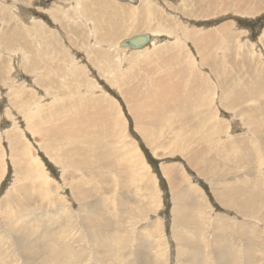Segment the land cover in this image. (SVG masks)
<instances>
[{
  "label": "rangeland",
  "instance_id": "1",
  "mask_svg": "<svg viewBox=\"0 0 264 264\" xmlns=\"http://www.w3.org/2000/svg\"><path fill=\"white\" fill-rule=\"evenodd\" d=\"M0 4L19 42L0 46V264H137L155 237V264L189 259L186 237L206 264L226 246L235 264H264V0ZM97 213L123 228L97 232L99 247Z\"/></svg>",
  "mask_w": 264,
  "mask_h": 264
},
{
  "label": "bare ground",
  "instance_id": "2",
  "mask_svg": "<svg viewBox=\"0 0 264 264\" xmlns=\"http://www.w3.org/2000/svg\"><path fill=\"white\" fill-rule=\"evenodd\" d=\"M137 2V1H136ZM21 11V10H20ZM23 11V10H22ZM24 12H25V10H24ZM22 13V12H21ZM24 14V13H23ZM158 15V14H157ZM15 17V16H14ZM21 17H23V15L21 16ZM19 18V17H18ZM10 20H11V18H10ZM14 20V19H13ZM24 20H25V17H24ZM15 22V21H14ZM119 26H121L120 24H119ZM107 31V30H106ZM159 31V30H158ZM142 35H146V36H148V38L150 39L151 38V40L149 41V42H151L152 41V39L154 38L150 33L149 34H142ZM137 36H140V35H137ZM137 36H134V38L135 37H137ZM156 37V36H155ZM45 39V38H44ZM130 40H125L123 43H122V45L123 46H130L129 44H128V42H129ZM146 45V44H145ZM132 48H135V49H140V48H142L143 47V45L142 46H139V47H136V46H131ZM160 48V47H159ZM9 51V50H8ZM7 51V52H8ZM21 51V50H20ZM37 60V59H36ZM45 62V61H44ZM43 64H45V63H43ZM47 64V63H46ZM31 65V64H30ZM41 65V62H39L38 61V67ZM41 66H44L46 69L48 68L46 65H41ZM40 66V67H41ZM32 67V66H31ZM39 67V68H40ZM30 68V67H29ZM28 68V69H29ZM33 68V67H32ZM31 68V69H32ZM30 69V70H31ZM34 69V68H33ZM12 70V69H11ZM33 72V71H32ZM71 73V72H70ZM54 115V114H53ZM221 123V122H220ZM218 126V125H217ZM210 129H213V127H211ZM214 129H216V127L214 128ZM222 129V128H221ZM217 130V129H216ZM212 132H213V130H211ZM225 133V132H224ZM254 134V133H253ZM219 137V136H218ZM230 138V137H229ZM209 140V139H208ZM217 140V139H216ZM231 140V139H230ZM74 142H76L75 144H80L79 146H82L83 148H90L88 145H87V143L88 144H90L89 143V140L86 138H84V139H81V138H75V141ZM223 142V141H222ZM247 143V142H246ZM199 145V144H198ZM220 145V144H219ZM76 146V145H75ZM226 146V145H225ZM217 147V146H216ZM220 147H221V145H220ZM222 149V148H221ZM219 150L220 151V153H221V151L222 150ZM225 151V150H224ZM241 151V150H240ZM240 151H238V152H240ZM225 153V156H227L228 154H226V152H224ZM90 154L91 153H89L88 155V159H89V157H90ZM219 154V153H218ZM240 154V155H239ZM208 156V155H207ZM243 155L241 154V153H237V155H236V157H242ZM212 157V156H211ZM228 157V156H227ZM230 158V157H229ZM243 158V157H242ZM228 159V158H227ZM230 159H232V158H230ZM229 159V160H230ZM210 160V159H209ZM213 160V159H212ZM223 160V159H222ZM233 160H235V159H233ZM225 162V161H224ZM232 162V161H231ZM72 163H73V165H77L78 163H76L75 161H72ZM228 164H230V163H228ZM79 165H81V164H79ZM230 165H232V163L230 164ZM131 169V168H130ZM166 169V168H165ZM263 185V184H262ZM264 186V185H263ZM81 185H80V189H81ZM231 187V186H230ZM234 187V186H233ZM236 188V187H235ZM233 189V188H232ZM252 190V189H251ZM251 190H247V192L248 193H250L251 195H252V193L251 192H249V191H251ZM257 190V189H256ZM243 191H246V190H243ZM241 192V197H242V195H245L244 197H247V199L249 198L250 199V197H252L250 194H248V195H246L245 194V192ZM83 192V191H82ZM237 192V191H236ZM44 193V192H43ZM84 193V192H83ZM85 195V194H84ZM87 195V194H86ZM89 195V194H88ZM229 195V194H228ZM190 196V195H189ZM231 196V195H230ZM229 196V197H230ZM255 196V195H254ZM233 197V196H232ZM237 197V196H236ZM225 198V197H224ZM190 199V198H189ZM243 200V199H242ZM246 199H244V201H245ZM186 201V200H185ZM190 201V200H189ZM199 201V200H198ZM252 201V200H251ZM192 202V201H191ZM8 203V202H7ZM227 203V202H226ZM232 203V202H231ZM241 203H243V202H241ZM250 203V202H249ZM187 204V203H186ZM185 204V205H186ZM192 205H193V203H191ZM182 205H184V204H182ZM186 207V206H185ZM196 207V206H195ZM234 207V206H233ZM239 207V206H238ZM188 208V207H187ZM2 209V208H1ZM239 209H240V207H239ZM175 210H180V207L179 208H177V206H176V209ZM193 210V209H192ZM189 211V210H188ZM250 211V210H249ZM109 212V211H108ZM184 212L186 213V211L184 210ZM183 212V213H184ZM194 211H192V213H193ZM248 212V211H247ZM178 213V212H177ZM197 214V213H196ZM36 215V214H35ZM177 215V214H176ZM10 216V215H9ZM188 216H190V215H188ZM98 218V222H97V224H96V236H94L93 235V237H94V241L96 242V244L98 245H95V246H97V247H99L100 246V243H101V241H105V237H103V235L101 234V233H99V235L101 236L100 237V239L99 238H97V232H103L104 231V229L107 231V232H109L110 234H113V233H115V235H118L120 232H122V230H123V228H122V223H120V222H117V221H114V219H112V218H110L109 219V221H106V222H104V221H102L101 219H100V214H98L97 213V217H96V219ZM74 219V218H73ZM118 220V219H117ZM187 220V217H186V219H185V221ZM264 221V220H263ZM248 222V221H247ZM185 223V222H184ZM191 223V222H190ZM242 223V222H241ZM30 224H32V223H30ZM154 225V224H153ZM187 225V224H186ZM241 225V224H240ZM157 226L158 225H155V228L154 227H151V225H150V227L149 228H151V229H157ZM153 229V230H154ZM239 229H240V227H239ZM243 230V229H242ZM184 231H186V229L184 230ZM201 231V230H200ZM33 232V231H32ZM31 232V233H32ZM105 232V231H104ZM244 232H245V230H244ZM252 232V231H251ZM109 233H107V234H109ZM43 236V235H42ZM156 236V235H155ZM242 236V235H241ZM38 237V236H37ZM113 237V236H112ZM115 237V236H114ZM117 237V236H116ZM128 237H129V235H128ZM152 238H153V236H151ZM150 237V238H151ZM191 237V236H190ZM194 237V236H193ZM235 237V236H234ZM95 238H96V240H95ZM149 238V237H148ZM201 238V237H200ZM200 238H199V240H200ZM220 238H223V239H226V238H224L223 237V235H221L220 236ZM239 238H241V237H239ZM31 239H34V238H32L31 237ZM154 239V238H153ZM202 239V238H201ZM114 243H115V245L117 246V248H116V251L118 250V248H122V242L121 241H117V240H120V238H114ZM220 240V239H219ZM228 240H229V238H228ZM243 241H244V243L246 244V247L248 248L249 247V249H250V246H252V245H254L255 244V241L253 240V237H249L247 234H245V238H243L242 239ZM45 241H47L46 242V244H45V247H48V248H50L51 250H53V249H55L57 246H58V244L60 243V235H45L44 236V241H42L43 243L45 242ZM185 241V242H184ZM218 241V240H217ZM239 241V240H238ZM238 241H237V244H238ZM32 242V243H31ZM31 244L29 245V249H28V252L26 253V254H28V257H27V259L30 261V262H32L35 258H37V257H39V254H41V252H43L41 249H42V246H39V244H40V242H41V240H40V242H39V244H38V242H37V240L36 239H34V240H31ZM121 242V243H120ZM224 242V241H223ZM222 242V243H223ZM28 243H29V241H28ZM42 243V244H43ZM64 243V242H63ZM104 243V242H103ZM111 243V242H110ZM219 243H221V242H219ZM224 243H226V242H224ZM228 243V242H227ZM41 244V245H42ZM65 244V248H67L68 246H67V244L66 243H64ZM139 244H140V246H139V250H138V257H139V262L137 263V264H155V260H158V259H156V258H159V257H161L162 255H165L166 253L165 252H162V251H158V250H156V237H155V241H150V240H140V242H139ZM196 243H195V240H194V242L192 241V240H190L189 239V237H186L184 240H183V242H182V246H183V249H182V251H188V253L190 254L189 255V259H184V260H181L182 262H183V264H185V262H187L186 264H206L205 262H207V259H203V253H202V248L201 249H199L198 248V246H200V245H195ZM197 244H198V242H197ZM200 244V243H199ZM241 244H243V243H241ZM109 245V244H108ZM229 245V244H228ZM231 245V244H230ZM39 246V247H38ZM223 246V244H219V247H222ZM224 246H226V245H224ZM238 246V245H237ZM230 247V246H229ZM243 247V246H242ZM234 248V247H233ZM233 248H230V249H233ZM252 249H253V247H251ZM220 249V251H217L216 252V256L218 257V258H220L221 257V255H222V257L226 260V261H224V263L223 264H235V263H233L234 261H236V259H237V256H236V258L234 259V261L232 260V258H231V256L229 255L228 256V252L230 251L229 249H227V246L226 247H222V248H219ZM239 249V248H238ZM43 250H46V249H43ZM58 251H60V249H57ZM121 250V249H120ZM243 250H245V249H243ZM248 250V249H247ZM254 250H255V247H254ZM46 251H48V250H46ZM153 251H154V256H152V253H153ZM164 251V250H163ZM232 251V250H231ZM235 251V250H234ZM238 251V250H237ZM240 251V250H239ZM249 251V250H248ZM168 252V251H167ZM190 252H192V254L190 253ZM212 252H213V250H212ZM249 252H251V251H249ZM253 252H255V251H253ZM252 252V253H253ZM25 253V252H24ZM45 253V252H44ZM48 253V252H47ZM227 253V254H226ZM233 253V252H232ZM240 253H241V251H240ZM240 253H238V254H240ZM256 253V252H255ZM25 254V255H26ZM168 254H169V252H168ZM234 255H235V253H233ZM247 254V253H246ZM131 255V254H130ZM232 255V254H231ZM233 255V256H234ZM242 255V254H241ZM243 255H245V254H243ZM255 255V254H254ZM213 256V255H212ZM240 256V255H239ZM249 256H251V255H249ZM258 256V255H257ZM47 257V255H41V257L39 258V262H38V264H42L43 262H44V258H46ZM165 257V256H164ZM168 257V256H167ZM246 257V256H245ZM58 258L59 257H57V256H55V259H50L49 261H47V262H45V263H43V264H47V263H54V264H59L60 262H62V261H57L58 260ZM229 258H231V259H229ZM239 258H241V257H239ZM238 258V260L237 261H239L240 259ZM25 259V258H24ZM112 259V258H111ZM121 259V258H120ZM55 260V261H54ZM74 260V259H73ZM246 260H247V258H246ZM57 261V262H56ZM64 261V260H63ZM170 261V260H169ZM168 261V262H169ZM220 261V260H219ZM218 261V262H219ZM249 262H248V264H254V262H253V260L252 261H250V259L248 260ZM165 262V261H164ZM163 262V263H164ZM223 261H221V262H219V263H222ZM162 263V262H161Z\"/></svg>",
  "mask_w": 264,
  "mask_h": 264
},
{
  "label": "crops",
  "instance_id": "3",
  "mask_svg": "<svg viewBox=\"0 0 264 264\" xmlns=\"http://www.w3.org/2000/svg\"><path fill=\"white\" fill-rule=\"evenodd\" d=\"M3 0H0V2H2ZM1 5V4H0ZM22 5H27L26 4H22ZM20 6V5H18ZM27 9V7H26ZM11 11H13V8H7L4 12L3 17L8 19V14L11 13ZM13 20L11 21L10 24H13ZM15 27H17V24H14ZM32 32H27L26 34L29 35H33V30H31ZM18 37V34L16 33V28L12 29V28H8V26L6 25V22L4 20L1 19L0 17V46H5L6 50H9L10 52L13 53L14 49H17V46L19 44L18 41H16V38ZM24 43V41H21ZM1 49V48H0ZM3 51V50H2Z\"/></svg>",
  "mask_w": 264,
  "mask_h": 264
},
{
  "label": "water",
  "instance_id": "4",
  "mask_svg": "<svg viewBox=\"0 0 264 264\" xmlns=\"http://www.w3.org/2000/svg\"><path fill=\"white\" fill-rule=\"evenodd\" d=\"M151 40V38L149 39L148 36L146 35H140V36H137L133 39H131L128 44L130 46H136V47H139V46H142L146 43H148L149 41Z\"/></svg>",
  "mask_w": 264,
  "mask_h": 264
}]
</instances>
